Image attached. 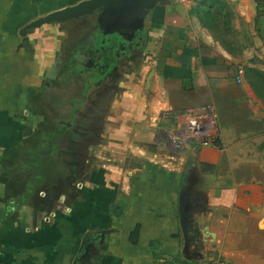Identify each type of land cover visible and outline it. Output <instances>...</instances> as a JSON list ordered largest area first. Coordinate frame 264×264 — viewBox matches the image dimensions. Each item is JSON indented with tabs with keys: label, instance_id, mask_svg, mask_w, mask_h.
Returning <instances> with one entry per match:
<instances>
[{
	"label": "crops",
	"instance_id": "1",
	"mask_svg": "<svg viewBox=\"0 0 264 264\" xmlns=\"http://www.w3.org/2000/svg\"><path fill=\"white\" fill-rule=\"evenodd\" d=\"M81 1L0 0V264H74L95 231L106 233L77 264H264V107L201 24L204 0H168L123 36L95 13L23 42L29 22ZM213 1L240 4L247 22L260 0ZM102 35L129 44L115 63L80 62ZM197 106L212 109L219 140L176 151L169 115ZM95 112L100 122H78Z\"/></svg>",
	"mask_w": 264,
	"mask_h": 264
},
{
	"label": "water",
	"instance_id": "2",
	"mask_svg": "<svg viewBox=\"0 0 264 264\" xmlns=\"http://www.w3.org/2000/svg\"><path fill=\"white\" fill-rule=\"evenodd\" d=\"M168 4V0H84L76 5L65 7L29 22L20 30L19 35L22 37L23 42H26L27 34L31 30L39 29L44 25L65 23L97 13V23L100 28L104 29V34L123 36L141 28L145 18L157 5ZM179 218L185 242L187 244L194 243L196 241L195 236L198 235V228L193 224L187 211L180 210ZM105 233V231L88 232L77 253L74 264H77L81 257L86 254L85 243L88 242L89 244L90 240L96 238L102 241ZM197 256L200 257L197 253H194V257Z\"/></svg>",
	"mask_w": 264,
	"mask_h": 264
},
{
	"label": "rangeland",
	"instance_id": "3",
	"mask_svg": "<svg viewBox=\"0 0 264 264\" xmlns=\"http://www.w3.org/2000/svg\"><path fill=\"white\" fill-rule=\"evenodd\" d=\"M220 5H222L220 6L222 12L218 14L215 25L211 28L213 36L223 47L231 52L232 56L237 61L238 67L241 68L242 71H244L245 68H257L264 71V6L262 5L263 9L261 8L262 10L259 15L256 12L255 16H252L245 22L244 17L240 16V4L239 7H231L226 3H220ZM258 19L262 23V33L260 36L256 33ZM249 76L251 77L253 75L249 73ZM245 82L247 81L245 80ZM108 86L110 89H108L106 93L112 94L115 90L113 87L115 86L109 83ZM93 101V99L89 101L88 107ZM97 106L98 102L96 103L95 109H98ZM52 117L54 116L51 115L50 121H53ZM101 117H103V115L96 112L88 115L83 114L81 117H78V122H85L86 119H88L91 120L92 123H98ZM75 149H79V147H75ZM261 228L264 227L262 226Z\"/></svg>",
	"mask_w": 264,
	"mask_h": 264
},
{
	"label": "built area",
	"instance_id": "4",
	"mask_svg": "<svg viewBox=\"0 0 264 264\" xmlns=\"http://www.w3.org/2000/svg\"><path fill=\"white\" fill-rule=\"evenodd\" d=\"M200 1V0H190ZM240 83V80H238ZM174 120V129L168 133L167 140L176 151H184L189 145L206 148L219 140L215 115L206 106L189 107L169 115ZM172 264H190L177 261ZM196 264H226L222 259L199 261Z\"/></svg>",
	"mask_w": 264,
	"mask_h": 264
},
{
	"label": "trees",
	"instance_id": "5",
	"mask_svg": "<svg viewBox=\"0 0 264 264\" xmlns=\"http://www.w3.org/2000/svg\"><path fill=\"white\" fill-rule=\"evenodd\" d=\"M264 1H259L256 3V12L259 15L263 9ZM205 6V8H203ZM220 3L213 0H204L201 3V7L195 8V11L199 15V20L201 24L207 26L211 29L215 25V21L218 17V14H221ZM262 8V9H261ZM264 10V9H263ZM258 25L256 27V33L260 36L262 33V23L260 20H257ZM228 53H231L228 49L225 48ZM251 73L253 76H249ZM244 79L247 81V84L250 86L251 90L254 92L256 97L262 103L264 107V71H261L257 68H245L243 71Z\"/></svg>",
	"mask_w": 264,
	"mask_h": 264
},
{
	"label": "flooded vegetation",
	"instance_id": "6",
	"mask_svg": "<svg viewBox=\"0 0 264 264\" xmlns=\"http://www.w3.org/2000/svg\"><path fill=\"white\" fill-rule=\"evenodd\" d=\"M142 37L141 32H138L135 36V40H137L139 43L140 39ZM97 42V48L95 50H88V51H84L80 53V62H87L89 63L91 59L94 60H103V61H109L110 63H115V55L117 54V51L120 50L121 48L128 46V41L121 39H118V37H114V36H100ZM113 41L119 42L120 45L116 48H113L112 44ZM137 43V44H139ZM134 45H136V43H134ZM108 47V48H107ZM81 58L82 61H81ZM112 69L113 66L110 69V73L112 74Z\"/></svg>",
	"mask_w": 264,
	"mask_h": 264
}]
</instances>
